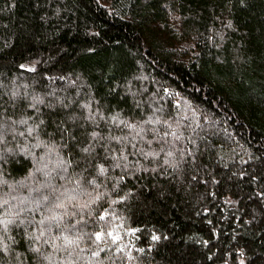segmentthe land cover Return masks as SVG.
Instances as JSON below:
<instances>
[{
	"label": "trees",
	"instance_id": "obj_1",
	"mask_svg": "<svg viewBox=\"0 0 264 264\" xmlns=\"http://www.w3.org/2000/svg\"><path fill=\"white\" fill-rule=\"evenodd\" d=\"M24 85L106 115L156 112L200 166L153 169L130 148L129 169L99 176L101 198L75 217L85 234L77 264H264V0H0V108L11 114L9 90ZM100 130L120 134L104 121ZM29 168L10 160L0 171L12 182ZM124 171L133 174L120 180Z\"/></svg>",
	"mask_w": 264,
	"mask_h": 264
},
{
	"label": "snow or ice",
	"instance_id": "obj_2",
	"mask_svg": "<svg viewBox=\"0 0 264 264\" xmlns=\"http://www.w3.org/2000/svg\"><path fill=\"white\" fill-rule=\"evenodd\" d=\"M59 78L67 79L65 76ZM69 83L75 85L76 81L69 80ZM27 88L24 85V91L19 86L9 90L10 106L14 110L11 114L0 108V170L10 160L31 164L25 176L17 181L9 182L4 171H0V185L8 190L0 195V208H3L0 211V253L10 259L11 264H25V257L33 264H77L85 234L77 227L84 217L80 216L79 220L75 217L84 209H89L91 214V206L101 198L97 190L99 176H106L110 169H129L130 148L136 149L153 169L167 166L180 173L185 165H190L199 170L191 148L179 150L173 146L180 139L179 127L169 119L161 120L156 112L141 120L124 116L120 111L109 110L106 115L100 107L93 110L91 103L58 95L56 89L41 94L35 90L29 92ZM41 106L49 110L48 115H57V119L46 120ZM61 112L63 119L59 118ZM101 121L105 122V128H115L120 134L109 132L105 135L100 130ZM156 124L166 125L169 131L149 127ZM169 136L175 139L168 141ZM140 142L150 147L139 146ZM37 149L42 150L41 154H37ZM189 155L190 160L187 159ZM142 169L149 170L137 161L135 171ZM37 173L44 177L38 183ZM131 174L132 171H124L119 179ZM57 180L63 183L58 185ZM91 186L96 187L90 190ZM24 188L28 189V195L20 194ZM32 192L38 195L32 196ZM260 196L264 197V191ZM101 235L95 233L96 239L100 240ZM91 255L96 256L98 252Z\"/></svg>",
	"mask_w": 264,
	"mask_h": 264
}]
</instances>
